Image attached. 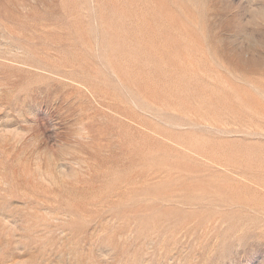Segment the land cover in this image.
<instances>
[{
	"label": "rangeland",
	"instance_id": "rangeland-1",
	"mask_svg": "<svg viewBox=\"0 0 264 264\" xmlns=\"http://www.w3.org/2000/svg\"><path fill=\"white\" fill-rule=\"evenodd\" d=\"M0 264H264V0H0Z\"/></svg>",
	"mask_w": 264,
	"mask_h": 264
}]
</instances>
